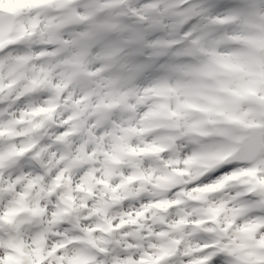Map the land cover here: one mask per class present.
I'll return each mask as SVG.
<instances>
[{
  "label": "clouds",
  "instance_id": "obj_1",
  "mask_svg": "<svg viewBox=\"0 0 264 264\" xmlns=\"http://www.w3.org/2000/svg\"><path fill=\"white\" fill-rule=\"evenodd\" d=\"M0 264H264V0H0Z\"/></svg>",
  "mask_w": 264,
  "mask_h": 264
}]
</instances>
